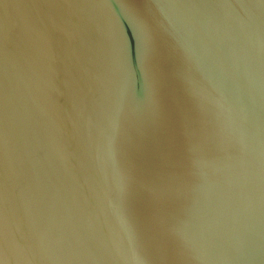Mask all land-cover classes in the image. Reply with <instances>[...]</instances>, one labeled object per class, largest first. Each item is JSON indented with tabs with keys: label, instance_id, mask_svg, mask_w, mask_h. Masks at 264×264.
Listing matches in <instances>:
<instances>
[{
	"label": "water",
	"instance_id": "95a60500",
	"mask_svg": "<svg viewBox=\"0 0 264 264\" xmlns=\"http://www.w3.org/2000/svg\"><path fill=\"white\" fill-rule=\"evenodd\" d=\"M0 264H264V0H0Z\"/></svg>",
	"mask_w": 264,
	"mask_h": 264
},
{
	"label": "bare ground",
	"instance_id": "6f19581e",
	"mask_svg": "<svg viewBox=\"0 0 264 264\" xmlns=\"http://www.w3.org/2000/svg\"><path fill=\"white\" fill-rule=\"evenodd\" d=\"M112 94H113V91H110V92H105L101 97H100V101H107L108 99H110L111 98V96H112ZM227 105L228 106H231V102L230 101H228L227 102Z\"/></svg>",
	"mask_w": 264,
	"mask_h": 264
}]
</instances>
